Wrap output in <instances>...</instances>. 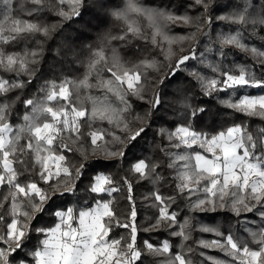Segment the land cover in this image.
Masks as SVG:
<instances>
[{
    "label": "snow or ice",
    "instance_id": "1",
    "mask_svg": "<svg viewBox=\"0 0 264 264\" xmlns=\"http://www.w3.org/2000/svg\"><path fill=\"white\" fill-rule=\"evenodd\" d=\"M2 2L0 264H264V94L245 92L236 98L242 89L264 90V0ZM105 21L113 27L99 32L93 43H84ZM217 22L235 27L217 34L216 51L227 58L235 49L245 60L225 65L201 59L202 68L189 71L186 87L178 89L180 122H173L174 130L158 126L153 135L154 142L161 141L158 151L167 163L138 158L129 167L137 182L153 185L165 180L163 169L174 173L170 186L175 194L165 198L158 189L151 193L145 208L158 212L146 215L141 229L132 181L127 175L116 180L110 172L95 170L88 176L91 158L99 154L98 162L117 164L126 158L163 107L158 86L164 79H153V95L146 96L149 71L162 72L169 62L164 78L174 77L186 62L197 59L196 45ZM175 28L185 32L177 34ZM69 29L74 35H65ZM185 43L188 54L176 55L173 45L184 52ZM157 52L164 53L163 60ZM221 92H231L221 106L243 119L211 134L197 130L196 121L209 116L210 109L193 106L190 94L211 97ZM132 98L148 105L144 115L133 114ZM104 122L108 128L102 127ZM86 177L84 192L91 202L86 200L79 210H54L59 223L53 227L34 223L54 199L75 196ZM125 190L129 208L118 215L115 199L105 196ZM177 200L186 201L182 221L169 211ZM217 212L243 223L257 247L240 242L230 230L193 223L198 214ZM257 219L259 226L251 230L249 222ZM116 228L127 230L126 235L112 237ZM141 230L165 232L167 238L138 242ZM193 232L215 238L196 240L193 247L188 244ZM174 238L182 242L179 251H174Z\"/></svg>",
    "mask_w": 264,
    "mask_h": 264
},
{
    "label": "trees",
    "instance_id": "2",
    "mask_svg": "<svg viewBox=\"0 0 264 264\" xmlns=\"http://www.w3.org/2000/svg\"><path fill=\"white\" fill-rule=\"evenodd\" d=\"M3 7H4L3 2L2 0H0V11L3 10ZM94 23H98V22L94 21ZM140 23L145 27L147 25L146 20H141ZM78 26L79 25H73V27H78ZM111 27H113V22L111 21H105L103 23H99L98 30L90 31L89 38L85 39L83 42L93 43L95 37L99 34V32H102L105 29ZM231 27H235V26H227L224 25L222 22H217V25L209 30V36L200 38L198 45H196L197 59H193L186 62V64L181 66L180 70L176 72L174 77L168 76L167 78H164V73L168 71L167 63L169 62H165V66L162 72L158 73L153 70L149 71V83L146 85V96L151 98L153 95V89L151 87V82L153 79H164V83L158 86V91L160 92L164 102L163 107L160 109V111L156 114L155 118L153 119L151 130H149V132L143 139H140L136 143L135 147H132L130 148V150L127 151L126 158L123 161H121L118 164L109 161L98 162L99 154L91 158L93 163H92V168L89 169L88 176L92 175L93 170H95L96 172H105V173L110 172L113 174L116 180H119L121 177L127 175L128 179L132 181L133 197L137 209V225L141 229L146 226L145 216L146 215L155 216L158 212L156 208H151V209L145 208V204L152 202L151 193L158 189L159 194L165 198L175 194L173 187L170 186L174 183L173 180L171 179L174 173L172 172V170L163 169L162 171L166 176L165 180L160 184L153 185L147 180L137 182L138 176L129 173L128 169L132 163H135L137 161L138 158H148V162H159L161 164L167 163L166 159L162 158L161 153L158 151V145L161 141L159 140V138H157L156 141L154 142L153 135L156 132L158 126L169 127L170 130H174V128H172L173 122H177V123L180 122V114L182 112V109H180V107L175 102L177 96L179 95L178 89H183L186 87V82L189 79L188 77L189 71H191L193 68H202V64L200 63L201 59H207L208 61H213L214 59L215 62L217 63L223 62L225 65L229 64L233 60H235L238 63L244 62L245 60L244 54L236 52L235 49L229 51L227 58L221 57L219 53L216 51V47L218 46L217 34L222 31H228L230 30ZM174 32L177 34H183L185 30L181 28H175ZM65 35H74V33H72L71 30L69 29L66 30ZM180 47L181 46L179 44L173 45V50L176 53V55L188 54V47H189L188 43H185L183 45L185 49L184 52L180 51ZM209 49H211V51H209ZM156 56L158 57V59L163 60L164 53L157 52ZM126 59L134 61L135 58L126 56ZM174 61H175V57L172 58L171 62ZM245 92H247V94L250 95L264 94V90L262 89H242L237 92L236 98H238L239 95L244 94ZM33 94H35V88L29 89V95H33ZM230 94L231 92L229 93L221 92L211 97H202L198 94H190L191 103L193 104V106L202 104L204 107L210 109L209 116L205 117L203 121L200 120L196 121L197 130L205 131L211 134L213 132L224 130L233 123L241 122L243 117L236 116L230 111L225 110L220 104V100L227 99L228 95ZM132 102H133V114L144 115L148 111V105L144 101L132 98ZM128 119L131 120L132 117L129 116ZM165 120L167 121V124L164 123ZM252 123L256 124L258 123V121H252ZM135 126H138V124ZM102 127L108 128L109 125L107 124V122H104ZM177 151H183V149ZM68 155L70 159L73 160L75 159V157H72L71 154ZM208 155L210 156V154ZM88 182L89 181L86 177L83 181V184L80 185V191L76 193L75 196L69 194L64 196L63 198H57L51 201L48 205V211L44 214H41L39 216L38 222H34V223H36L38 227H53L56 223H59L58 218L53 215L54 210L66 211L67 208L69 207L79 210L80 208L84 207L86 200L91 202L92 197L84 192V188L87 186ZM126 195L127 192L125 190L124 193H119V194L114 193L113 197L105 196L106 199H112V198L115 199L116 203L114 205V208L118 215H122L129 208L128 202L124 199ZM77 197H80V200H78ZM145 197H147L148 199H145ZM185 205H186V201L177 200L175 204H172L169 207V211L177 212L178 218L181 219L182 221L183 217L187 214V208ZM72 223L75 225L77 224V221L74 220L72 221ZM193 223L196 224L197 226H199L200 224H204L209 227H215L225 233H227L230 230L233 236L237 238L240 242L248 241L251 247H253L254 249L257 247L256 245L251 244V238L248 235V232L244 231L243 223L238 225L236 219L232 217L230 214H225L222 212L198 214L196 219L193 221ZM259 224L260 221L257 219L255 223L249 222L248 227L251 230H256ZM126 233L127 230L123 228H116L111 235L112 237L115 238L121 235H126ZM164 238H167V234L165 232L146 233L141 230L138 235V242H142L145 239H149L151 242L155 244ZM214 238H215L214 235L211 233L193 232L192 240H190L188 244L195 247L196 245L194 242L196 240L199 239L208 240ZM35 243H37V238L35 235H33L32 244ZM172 243L174 245V251H179L180 250L179 246L182 242L178 238H174L172 239ZM203 251H205L206 254L211 256L222 257V253L218 251H214L210 249H205Z\"/></svg>",
    "mask_w": 264,
    "mask_h": 264
},
{
    "label": "rangeland",
    "instance_id": "3",
    "mask_svg": "<svg viewBox=\"0 0 264 264\" xmlns=\"http://www.w3.org/2000/svg\"><path fill=\"white\" fill-rule=\"evenodd\" d=\"M77 225H78V222H77V224H75V225L73 224V226H77Z\"/></svg>",
    "mask_w": 264,
    "mask_h": 264
}]
</instances>
